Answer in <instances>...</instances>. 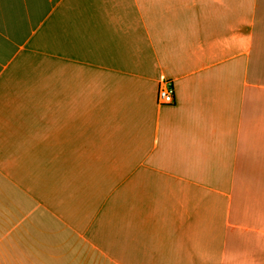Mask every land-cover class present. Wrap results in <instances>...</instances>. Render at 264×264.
I'll list each match as a JSON object with an SVG mask.
<instances>
[{
    "label": "crops",
    "instance_id": "crops-1",
    "mask_svg": "<svg viewBox=\"0 0 264 264\" xmlns=\"http://www.w3.org/2000/svg\"><path fill=\"white\" fill-rule=\"evenodd\" d=\"M0 264H264V0H0Z\"/></svg>",
    "mask_w": 264,
    "mask_h": 264
},
{
    "label": "built area",
    "instance_id": "built-area-1",
    "mask_svg": "<svg viewBox=\"0 0 264 264\" xmlns=\"http://www.w3.org/2000/svg\"><path fill=\"white\" fill-rule=\"evenodd\" d=\"M158 103L160 105H173L175 103L174 84L165 77H162L159 82Z\"/></svg>",
    "mask_w": 264,
    "mask_h": 264
}]
</instances>
